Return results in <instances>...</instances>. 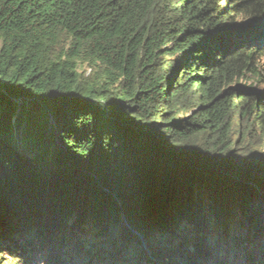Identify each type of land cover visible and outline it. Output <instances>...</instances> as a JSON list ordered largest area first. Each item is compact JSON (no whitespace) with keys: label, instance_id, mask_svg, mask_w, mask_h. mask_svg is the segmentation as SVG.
<instances>
[{"label":"trees","instance_id":"16d2710c","mask_svg":"<svg viewBox=\"0 0 264 264\" xmlns=\"http://www.w3.org/2000/svg\"><path fill=\"white\" fill-rule=\"evenodd\" d=\"M242 12L264 0H0V249L105 264L130 240L201 264L263 235L264 163L242 171L264 154V24L229 40Z\"/></svg>","mask_w":264,"mask_h":264},{"label":"rangeland","instance_id":"374dc122","mask_svg":"<svg viewBox=\"0 0 264 264\" xmlns=\"http://www.w3.org/2000/svg\"><path fill=\"white\" fill-rule=\"evenodd\" d=\"M247 15L243 12L239 14L235 13V16L232 18L233 19L232 23L228 24L230 26V29L228 30L236 34L232 37V39L229 38V40H234L235 42H244L246 44L248 43V45H252L256 43V40H257L256 35L260 32H263L262 26L264 24V21H263L264 18H262L259 22L257 21L249 22L250 19L249 17H247ZM259 38L264 39V36H260ZM262 62H264V60ZM78 72L84 78H88L91 75L90 68L87 65H79ZM259 91L264 92V86L260 85ZM24 105L27 111L34 112L36 114L37 113L42 114V112H48V109L46 107H43L42 105H39V104H31L28 102L27 104H24ZM19 131L20 130L14 133V138L16 140H18L20 137ZM260 148H263V147H260ZM248 149L256 152V149L253 148L252 144H249ZM261 150H259V152ZM187 160L188 161L190 160L189 157L187 158ZM262 163H264V154L260 152L257 156H254L252 157L251 160H249L248 171H242V172H244V174L246 175L254 174L256 173L257 170H259V167L261 166ZM254 187L255 188L253 187L251 188V190L254 193V197L252 198V200H257L256 198L260 195L264 196V190L261 187L259 188L255 185ZM229 190L231 192V189ZM231 199L232 198L225 196L223 198L220 197V199H217L216 201L222 204L226 203L228 207L233 208V203L235 202ZM104 223L106 224V222ZM122 223L125 224L121 220L120 223L116 224V226L113 225L112 228L110 229L111 235L108 236V237L111 236V238H109L108 240H103V241L100 240L99 246L101 245L108 246L109 245L108 243L111 242L112 239L116 238L115 236L116 231L121 230L123 226ZM107 226H108V223H107ZM97 230L98 229L95 226L88 228V232L93 233V234L97 233ZM206 238L213 239V238H218V236L210 235ZM57 240L59 239H56L53 242L51 241L50 245L52 246L50 249H48V247L47 249H45L44 246H41V248L37 250L34 246L31 245L30 241H28L27 243L25 242L28 248L30 247L32 248V252H33L29 256L25 255L26 258L24 257L23 252H20V254L22 253V256L20 257L19 252L17 251V248H18L17 243L14 244L15 242L12 241L13 247L11 248L8 246L9 243L7 242L4 243V241H1L0 264H14L15 260L9 259L12 256L15 257L13 259H16L17 261H19V263H15V264H56V263L57 264H94L93 255L91 256L77 255L76 250H74V247L62 246L59 244ZM32 241H35V243H38L40 245L39 241L36 242V238L33 237ZM126 243H127V249H123V248L118 249L119 251L122 250L124 252L120 255V259H118L117 261H115L116 259L109 260V262H106L105 264H115V263L116 264H143L142 261H144V264H148L145 259V253L148 256V259L152 261L154 264H169L168 262L169 258L172 264H200L198 262H195L194 260H191V257L184 256L183 255L184 251H181V255L179 256H175L176 255L175 253H170L171 256L168 257L169 251L164 248H161V250L165 251L167 254L166 261L164 260L163 262H161L159 258L155 257L157 256L155 250L153 248L150 249V247L147 246V243L141 242L140 244H138L130 240H126ZM233 249L231 247L228 248L227 250H226V247L218 249V250L215 249L214 250L215 252H213V254L209 256L206 259V261H202L201 264H264V234L258 235L255 241L248 243L246 247H243L242 245H239V246L234 245ZM152 254L154 258L156 259V262L158 263L153 261L155 259H151ZM101 257H104V256L101 255ZM101 257L97 256L94 260H98V258H101ZM109 257H111V255H109ZM54 259L57 260L56 263L53 262ZM97 264H102V263L101 261H98Z\"/></svg>","mask_w":264,"mask_h":264},{"label":"clouds","instance_id":"9594fccd","mask_svg":"<svg viewBox=\"0 0 264 264\" xmlns=\"http://www.w3.org/2000/svg\"><path fill=\"white\" fill-rule=\"evenodd\" d=\"M212 255V254H211ZM156 260V259H155ZM144 264V262H142Z\"/></svg>","mask_w":264,"mask_h":264}]
</instances>
